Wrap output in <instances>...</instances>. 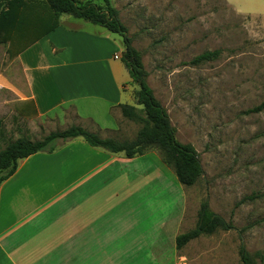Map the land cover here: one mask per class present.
<instances>
[{"label": "crops", "instance_id": "crops-1", "mask_svg": "<svg viewBox=\"0 0 264 264\" xmlns=\"http://www.w3.org/2000/svg\"><path fill=\"white\" fill-rule=\"evenodd\" d=\"M81 22L68 17L37 39L6 42L0 146L67 107L72 123L103 138L135 136L140 125L119 105L141 106L121 56L114 58L116 39ZM153 166L161 177L149 178ZM165 177V164L148 152L127 158L81 138L21 159L0 184V264H190L175 246L191 225L186 197L179 195L175 213L166 211Z\"/></svg>", "mask_w": 264, "mask_h": 264}, {"label": "rangeland", "instance_id": "rangeland-1", "mask_svg": "<svg viewBox=\"0 0 264 264\" xmlns=\"http://www.w3.org/2000/svg\"><path fill=\"white\" fill-rule=\"evenodd\" d=\"M26 1L43 3L29 15L37 24L48 13L57 25L68 17L84 23L67 14L53 15L43 0ZM78 1L104 5L103 0ZM109 2L140 54L146 82L166 110L176 139L193 146L203 168L196 183L184 187L165 164L164 209L175 213L182 193L186 218L191 220L184 230L195 227L204 202L232 225L200 235L181 251L190 264H240L242 246L254 264H264V108L248 112L264 100V0ZM113 35L118 46L115 55L121 56L122 38ZM7 49V43L0 42L1 58ZM212 51H217L214 58L192 62ZM70 123L74 124L72 109L61 108L35 126L26 125L23 133L39 140ZM148 153L152 160L162 161L156 148ZM161 168L153 166L149 178L161 177Z\"/></svg>", "mask_w": 264, "mask_h": 264}, {"label": "trees", "instance_id": "trees-1", "mask_svg": "<svg viewBox=\"0 0 264 264\" xmlns=\"http://www.w3.org/2000/svg\"><path fill=\"white\" fill-rule=\"evenodd\" d=\"M47 3L53 15L67 14L75 19L101 26L109 32L118 34L122 38L123 52L121 61L128 71L131 82L138 86L135 91L137 108L133 105H119L122 116L140 125L132 139H116L101 137L98 133L89 131L80 125L71 124L63 130L51 131L39 140H31L25 133L16 139H9L4 146H0V184L11 176L21 159L36 152H53L68 141L81 138L89 146L100 148L110 153L122 152L125 157L133 158L156 148L164 164L170 166L178 182L184 187H190L203 174L198 154L192 145L179 142L175 137L166 110L154 97L146 82V71L138 51L131 45V37L127 35L126 27L117 17L116 9L109 0H103L104 5L91 1L78 0H43ZM43 4V3H41ZM41 4L26 0H0V42L6 43L17 37H35V39L52 31L57 23H53V16L48 13L37 24L29 18L34 6ZM45 8V7H44ZM9 51V49H7ZM217 51L204 52L197 55L192 62L199 63L212 59ZM264 108V100L248 112H259ZM1 123V120H0ZM60 141V143H58ZM232 228L221 216L208 210L206 202L201 204L198 220L194 228L176 236V249H181L190 240L201 234H212L217 229ZM240 264H254L250 254L241 246L239 249Z\"/></svg>", "mask_w": 264, "mask_h": 264}, {"label": "built area", "instance_id": "built-area-1", "mask_svg": "<svg viewBox=\"0 0 264 264\" xmlns=\"http://www.w3.org/2000/svg\"><path fill=\"white\" fill-rule=\"evenodd\" d=\"M114 58H119V55H114Z\"/></svg>", "mask_w": 264, "mask_h": 264}]
</instances>
